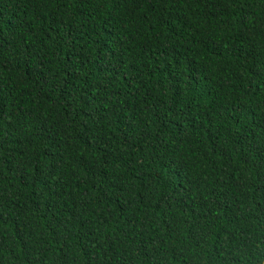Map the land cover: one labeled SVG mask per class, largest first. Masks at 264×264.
<instances>
[{
	"label": "trees",
	"instance_id": "trees-1",
	"mask_svg": "<svg viewBox=\"0 0 264 264\" xmlns=\"http://www.w3.org/2000/svg\"><path fill=\"white\" fill-rule=\"evenodd\" d=\"M0 264H264V0H0Z\"/></svg>",
	"mask_w": 264,
	"mask_h": 264
}]
</instances>
